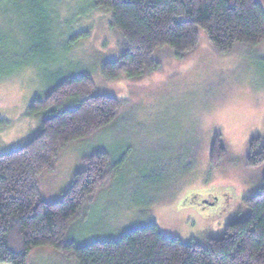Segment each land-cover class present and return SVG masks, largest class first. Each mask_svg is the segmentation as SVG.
Wrapping results in <instances>:
<instances>
[{
	"label": "rangeland",
	"instance_id": "obj_1",
	"mask_svg": "<svg viewBox=\"0 0 264 264\" xmlns=\"http://www.w3.org/2000/svg\"><path fill=\"white\" fill-rule=\"evenodd\" d=\"M93 0H0V155L36 136L44 115L26 111L57 80L86 75L98 95L120 102L115 119L60 151L53 171L38 180L42 201H59L86 158L104 153L111 174L69 225L76 246L117 241L154 224L182 243L205 245L245 218L242 200L262 185L264 165L246 168L250 143L264 142V43L212 50L200 33L196 49L177 60L157 50V71L141 80L108 81L101 67L117 59L119 38L110 14ZM218 137L226 157L210 169ZM196 195V202L184 200ZM28 264H78L53 249H34Z\"/></svg>",
	"mask_w": 264,
	"mask_h": 264
},
{
	"label": "trees",
	"instance_id": "obj_2",
	"mask_svg": "<svg viewBox=\"0 0 264 264\" xmlns=\"http://www.w3.org/2000/svg\"><path fill=\"white\" fill-rule=\"evenodd\" d=\"M93 2L96 10L110 14V29L119 38L117 59L101 67L108 81L151 75L157 71L153 55L162 48L184 59L198 46L200 33L220 55L237 46L264 43V0ZM119 107L116 98L96 94L86 75L61 78L44 98L33 99L26 115H44L39 133L0 155V264H28L29 254L38 248L53 249L78 264H264V177L259 190L242 200L245 218L227 224L205 245L164 237L154 224L132 229L117 241L76 246L65 240L83 204L108 181L109 159L104 153L86 158L61 199L53 203L40 199L38 180L53 171L60 151L110 124ZM225 157V147L216 137L210 169L218 170ZM261 165L264 142L255 138L246 168Z\"/></svg>",
	"mask_w": 264,
	"mask_h": 264
},
{
	"label": "flooded vegetation",
	"instance_id": "obj_3",
	"mask_svg": "<svg viewBox=\"0 0 264 264\" xmlns=\"http://www.w3.org/2000/svg\"><path fill=\"white\" fill-rule=\"evenodd\" d=\"M196 197H198V196H195V195H190V196H188L185 200H184V202H183V205L184 206H191V205H201V204H203V202H206V203H209V201L206 199V198H201L200 200H199V202H196ZM192 202V203H191ZM191 205H190V204Z\"/></svg>",
	"mask_w": 264,
	"mask_h": 264
}]
</instances>
